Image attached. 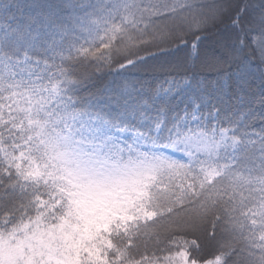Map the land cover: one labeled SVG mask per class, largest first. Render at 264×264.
I'll list each match as a JSON object with an SVG mask.
<instances>
[{"label": "snow or ice", "instance_id": "snow-or-ice-1", "mask_svg": "<svg viewBox=\"0 0 264 264\" xmlns=\"http://www.w3.org/2000/svg\"><path fill=\"white\" fill-rule=\"evenodd\" d=\"M0 264H264V0H0Z\"/></svg>", "mask_w": 264, "mask_h": 264}, {"label": "trees", "instance_id": "trees-1", "mask_svg": "<svg viewBox=\"0 0 264 264\" xmlns=\"http://www.w3.org/2000/svg\"><path fill=\"white\" fill-rule=\"evenodd\" d=\"M22 3H26V4H29V3H32L33 0H21ZM81 71H83V69H81ZM100 88H111V87H115L113 84H112V80L111 78H108L107 80L103 81L102 83H100ZM255 91L257 93V99H258V96H259V81H256V85H255ZM257 111L259 112L260 108H259V104L257 103ZM259 127V122H257V129ZM200 243H202V247H203V254L205 256H209L213 251H214V248L213 246L207 242V241H198ZM143 251V249H142ZM149 253L151 252V249L149 248Z\"/></svg>", "mask_w": 264, "mask_h": 264}]
</instances>
